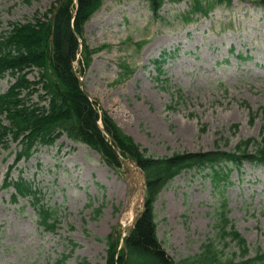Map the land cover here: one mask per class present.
<instances>
[{
    "label": "rangeland",
    "instance_id": "obj_1",
    "mask_svg": "<svg viewBox=\"0 0 264 264\" xmlns=\"http://www.w3.org/2000/svg\"><path fill=\"white\" fill-rule=\"evenodd\" d=\"M60 1L0 0V34L9 24L42 17ZM258 1L215 5L207 18L185 23L190 0H165L158 17L147 0H102L83 28L82 41L93 52L81 78L84 92L122 134L157 158L231 152L242 141H261L264 7ZM163 53L158 76L152 61ZM240 55L249 59L241 62ZM29 79L37 81V74ZM13 82L9 75L0 79V94ZM17 151L15 145L0 151V186ZM20 173L41 191L57 224L46 232L27 201L13 204V191H1L0 264H56L63 256L68 258L61 264H105L106 238L120 244L141 210L144 179L134 165L112 170L96 152L65 138L20 161L10 176ZM222 199L250 256L264 254V167L245 164L222 195L194 171L161 191L154 206L157 236L173 261L197 257L214 239ZM232 251L233 245L226 254Z\"/></svg>",
    "mask_w": 264,
    "mask_h": 264
},
{
    "label": "trees",
    "instance_id": "obj_2",
    "mask_svg": "<svg viewBox=\"0 0 264 264\" xmlns=\"http://www.w3.org/2000/svg\"><path fill=\"white\" fill-rule=\"evenodd\" d=\"M164 1L147 0L154 17H158ZM190 1L189 12L183 17L185 23L194 17L206 18L215 5H229L233 0ZM257 3L264 7V0ZM101 5L102 0L60 1L42 17L36 15L25 24H9V31L0 34V79L9 75L14 80L0 95V150L8 151L11 144H16L17 163L32 157L38 148L52 147L64 136L96 152L112 170H120L122 162L128 161L141 171L145 186L141 210L126 236L120 238L122 247L112 236L106 238L105 264H264V254L257 250L251 257L246 241L230 225L224 214V200L216 213L214 239H208L197 257L175 262L163 249L154 211L161 191L179 175L195 171L209 179L222 195L232 173L243 164L264 166V139L242 141L231 152L173 153L157 158L122 134L82 90L79 81L93 54L82 41L83 28ZM163 57L165 54L153 61L158 76L162 75ZM35 73L37 81H31L29 76ZM33 97L38 102L33 103ZM99 121L104 133L98 127ZM252 145L255 149L249 151ZM10 188L14 190L12 203L27 200L38 226L54 230L56 214L43 203L44 196L33 183L21 174L16 180L9 179L8 174L0 190ZM231 245L233 251L226 254ZM66 259L63 256L57 264Z\"/></svg>",
    "mask_w": 264,
    "mask_h": 264
}]
</instances>
